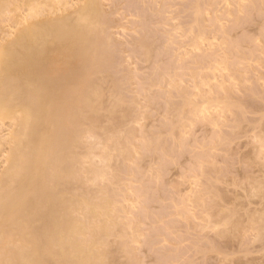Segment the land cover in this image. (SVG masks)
<instances>
[{
    "label": "rangeland",
    "instance_id": "rangeland-1",
    "mask_svg": "<svg viewBox=\"0 0 264 264\" xmlns=\"http://www.w3.org/2000/svg\"><path fill=\"white\" fill-rule=\"evenodd\" d=\"M68 1L75 0L64 4L72 11L82 5ZM99 2L102 35L108 34L112 53L113 75L107 71L104 78L115 79V92L121 93L111 94L113 86L99 78L107 94L102 104L111 107L114 94L128 104L125 113L119 107L123 118L106 112L119 115L121 124L107 118L99 123L106 132L111 123L120 125L115 136L132 147L127 152L116 146L113 129L104 134L100 127L94 134L100 137L85 134L82 141L81 148L92 144L94 150L93 157L88 149L85 158L93 161L84 162V169L94 164L116 176L104 178V172L95 183L93 168L86 172L95 184L87 176L80 180L86 193L109 188L104 196L113 202L116 212L110 217L119 224L113 229L111 223L105 238L104 254L112 256L107 259L111 264H264V0ZM62 9L36 21L63 15ZM23 15L1 25L0 46L35 21ZM143 41L152 50L148 61ZM184 99L196 111L185 106L180 113ZM222 99L233 106L222 107L217 103ZM7 123L0 125L1 138L10 132ZM2 147L0 172L9 145Z\"/></svg>",
    "mask_w": 264,
    "mask_h": 264
},
{
    "label": "bare ground",
    "instance_id": "bare-ground-1",
    "mask_svg": "<svg viewBox=\"0 0 264 264\" xmlns=\"http://www.w3.org/2000/svg\"><path fill=\"white\" fill-rule=\"evenodd\" d=\"M99 1L75 0L81 5L78 8L74 1L70 4L68 1L69 6L76 4V9L73 8L72 11V8L64 5L67 0L66 3L63 0H0V27L3 23L16 22L22 14L26 20H35L18 29L8 42L0 46V125L4 126L8 121L7 124L11 127L10 132L5 134L7 138H1L4 134H0V151L4 148L2 145H9L6 159L3 160L5 166L0 172V264H111L107 258L112 256L109 252L104 254L108 247L105 238L112 231L109 227L113 224L114 229L119 223H115L117 219L113 221L114 218L110 217H114L115 214L112 213L116 210L112 207L113 202L104 196V193H110L109 188H106L108 191L86 193L82 189L83 181H80L83 176H87V181L92 182L98 178L95 176L100 177L106 172V168L99 167L102 170L100 172L94 164L95 167L89 166L93 161L94 150L91 148L92 144L81 148L85 134L90 136L92 133L93 138H97L96 136H100L94 134H99L95 130L98 127L100 130L106 129L104 134L113 129V139L110 138L114 144L125 146L127 152L132 148L124 143L126 138L119 141L120 136H115L120 129V125L116 124L120 123L122 115L127 112L128 104L122 102L125 100L121 95L120 98L115 96L121 94L115 92L119 87L113 83L115 79L111 82V79L104 78L112 70V53H108L111 52L108 34L103 36V32L102 35L106 27L102 22L104 17L101 16ZM194 7L193 11H197L198 6L195 4ZM59 9L67 14L36 21L44 12V16L56 14ZM195 11L193 15L199 13V10ZM195 19L196 22H193L196 25L199 23L198 16ZM198 26L202 31L199 24ZM101 35L107 43L100 38ZM98 40L102 42V46ZM140 47L142 50L146 48L143 56L148 61V53L152 50L148 51L144 41ZM99 78L102 83L109 81L110 86H113L110 93L115 92L113 97L117 100H111L109 108L102 104L106 99L103 97L107 94H102L105 88L98 82ZM109 96L111 99L112 95ZM115 101L116 105H113ZM186 101L182 107L178 106L180 113L185 106H189L191 112L194 109L196 111V106L192 108L188 99ZM220 102L224 105L222 107H226V103L233 101L226 102L222 99L217 103ZM119 107H125L124 113ZM103 108L106 109L105 112ZM173 110L171 109L172 112ZM106 112L110 115L113 112L121 114L122 118L117 117L119 115L110 117ZM105 119L116 122L111 123L110 127L113 128L109 127V132H106V127L101 126L106 122ZM182 123L184 122L180 125ZM112 125L118 126V129L115 130L116 126ZM100 133L103 134L102 131ZM88 149L93 152L90 159L85 158L89 153ZM106 157L103 156L102 159ZM88 160L89 167L84 169L82 165ZM93 168L91 178H94L90 180L86 171ZM109 170L107 168L104 178L112 177L111 170L108 174ZM113 176L112 179L116 178ZM93 192H98L107 199L98 200V195V201L94 198V202L91 197ZM112 196L113 201L114 194ZM124 248L123 251H126Z\"/></svg>",
    "mask_w": 264,
    "mask_h": 264
}]
</instances>
